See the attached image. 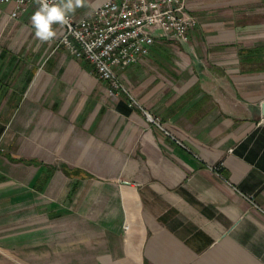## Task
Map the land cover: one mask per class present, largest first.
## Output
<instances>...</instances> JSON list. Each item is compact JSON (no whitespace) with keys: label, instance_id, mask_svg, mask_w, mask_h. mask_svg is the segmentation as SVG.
<instances>
[{"label":"crops","instance_id":"crops-1","mask_svg":"<svg viewBox=\"0 0 264 264\" xmlns=\"http://www.w3.org/2000/svg\"><path fill=\"white\" fill-rule=\"evenodd\" d=\"M184 3L116 69L141 108L0 4V264H264V0Z\"/></svg>","mask_w":264,"mask_h":264},{"label":"built area","instance_id":"built-area-1","mask_svg":"<svg viewBox=\"0 0 264 264\" xmlns=\"http://www.w3.org/2000/svg\"><path fill=\"white\" fill-rule=\"evenodd\" d=\"M40 0H0L12 6L15 18L29 5L39 6ZM196 20L188 15L184 0H105L86 16L69 17L61 24L63 33L56 40L77 59H84L98 79L123 93L131 105L141 108L122 82L116 69H124L144 57L157 38L188 44ZM145 120L166 138L184 146L160 121L147 111ZM221 164L212 170L218 171Z\"/></svg>","mask_w":264,"mask_h":264},{"label":"clouds","instance_id":"clouds-1","mask_svg":"<svg viewBox=\"0 0 264 264\" xmlns=\"http://www.w3.org/2000/svg\"><path fill=\"white\" fill-rule=\"evenodd\" d=\"M79 3L80 0H40L30 18L36 37L41 41L52 39L55 36L53 25L66 23L69 13L73 12Z\"/></svg>","mask_w":264,"mask_h":264},{"label":"water","instance_id":"water-1","mask_svg":"<svg viewBox=\"0 0 264 264\" xmlns=\"http://www.w3.org/2000/svg\"><path fill=\"white\" fill-rule=\"evenodd\" d=\"M259 110H260V116H261V118L264 119V101H262L260 103Z\"/></svg>","mask_w":264,"mask_h":264}]
</instances>
